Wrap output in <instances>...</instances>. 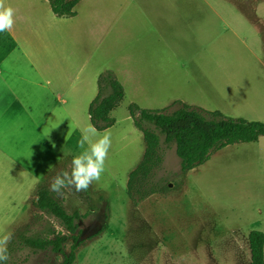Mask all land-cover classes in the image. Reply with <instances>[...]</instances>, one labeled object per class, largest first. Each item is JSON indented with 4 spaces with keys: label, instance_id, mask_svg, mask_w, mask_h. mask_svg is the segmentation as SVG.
<instances>
[{
    "label": "rangeland",
    "instance_id": "374dc122",
    "mask_svg": "<svg viewBox=\"0 0 264 264\" xmlns=\"http://www.w3.org/2000/svg\"><path fill=\"white\" fill-rule=\"evenodd\" d=\"M148 1L86 0L75 9L80 18L73 21L54 16L48 0H3L4 7L14 9V24L21 27L14 26L30 30L17 40L36 66L38 77L50 81L54 93H62L66 101L64 111H56L53 125L48 127L53 148H45L32 138L31 166L38 173L43 167L49 172L53 169L43 183L48 189L57 174L70 172L73 156L81 152L77 146L81 129L91 124L88 108L97 94V79L111 70L126 95L112 113L116 124L107 130L112 144L105 171L86 191L68 187L62 189L63 195L53 192L68 212L86 215L75 264H249V234L264 228V137L257 143L234 144L214 152L207 163L187 173L181 170L175 149L168 150L157 175L164 193L135 203L127 194V181L143 157L145 143L129 106L135 103L142 109L172 112L188 101L186 104L243 119L258 109L262 115L256 116L263 120H246L264 122V0L214 4L231 27L229 32L215 30L213 47L207 54L183 49L197 39L192 33L162 28L161 37L149 25L151 21L144 19L149 10L159 7L156 0ZM191 7L210 11L206 2ZM111 18L117 19L118 26L110 31ZM99 23L106 29L95 41L80 26L96 28ZM4 34L0 32V45H12ZM163 46L174 47L181 58L200 61L203 66L178 74L169 67L153 68L151 77L143 76L141 65L133 68L130 57L143 53L146 58ZM9 58L16 59V54ZM117 65L123 68H115ZM15 72L25 76L20 66ZM175 75L190 81L191 89L166 83ZM69 152L71 155H66ZM35 199L36 195L26 204L21 222L8 230L12 237L24 232L31 237L52 238L57 226L68 235L57 219L36 208ZM72 245L69 236L66 254ZM63 260L64 255L51 250L34 252L19 247L8 264H61Z\"/></svg>",
    "mask_w": 264,
    "mask_h": 264
},
{
    "label": "crops",
    "instance_id": "0c3cea01",
    "mask_svg": "<svg viewBox=\"0 0 264 264\" xmlns=\"http://www.w3.org/2000/svg\"><path fill=\"white\" fill-rule=\"evenodd\" d=\"M83 1L86 0H81L76 8H81L79 5ZM150 1L153 0L148 2ZM156 1L159 7L154 11L148 9L149 12L145 14L144 19L151 21L149 25L156 28L160 36L162 35L160 30L162 28L170 31L183 30L189 35L190 33L194 34L197 39L194 43L184 46L183 49L185 50H195L198 53L207 54V50L213 47L215 30L222 28L229 32L231 27L230 22L226 21L223 15L213 6L216 3H224L228 0ZM211 1H213V4ZM204 2L207 3L209 12H199L191 7L192 4ZM209 2L211 4H208ZM79 18L80 15L76 12V15L72 18L60 19L74 21ZM81 20H79V24L82 23ZM154 21H158L157 24ZM14 25L21 27L19 23ZM14 25L10 31H5L3 37L9 40L12 45H0V233H6L10 228L16 227L21 222L22 212L26 208V204L35 195L34 202L37 201L38 190L43 188V183L53 171L52 169L49 172L43 167L38 173L37 168L31 166V143L33 138L35 143L39 140L45 148H53L52 132L48 134V127L53 125L55 112L64 111V104L66 103L62 93H54L50 81L43 82V79L40 80L36 66L33 65L27 53L18 44L17 36L26 37L30 30H19ZM80 26L87 30L91 39L94 37L93 41L100 38L101 31L106 29L105 24L102 23L96 24V28H91L87 24ZM115 26H118L117 19L111 18L110 31ZM255 28H257L256 25ZM63 37H65L64 33ZM12 54H16V59L9 58ZM129 61L133 64V68L141 65L140 68L144 72L143 76L148 75L150 77L155 72L152 70L153 68L162 70L169 67L176 70V74H178L183 69L203 66L200 61L181 58L179 51H176L174 47L169 48L166 46H163L161 51L146 58L143 53L140 56L133 55ZM16 66H20L24 70L25 76L23 72H15ZM119 67L123 68L122 65H117L115 68ZM116 73H119V70ZM124 74L129 76L126 71ZM260 80L262 81V78ZM157 82L159 83V81ZM166 83H179L189 89H191L192 84L190 81L180 80L177 75L170 77V80H166ZM185 102L188 103V101ZM190 104L211 110L207 109L206 106ZM228 104H231L229 106L232 107L233 101L230 100ZM256 115H262V113L258 109H252V116L246 117L251 120H263L261 116ZM241 117L245 116L241 115ZM64 157V153L60 155L61 160ZM15 238L16 236H13L11 241Z\"/></svg>",
    "mask_w": 264,
    "mask_h": 264
},
{
    "label": "trees",
    "instance_id": "16d2710c",
    "mask_svg": "<svg viewBox=\"0 0 264 264\" xmlns=\"http://www.w3.org/2000/svg\"><path fill=\"white\" fill-rule=\"evenodd\" d=\"M80 1L48 0L51 11L58 18L74 17ZM125 95L124 86L113 71L106 70L99 75L97 94L89 105L88 115L91 125L100 133L116 124L112 113L121 105ZM129 112L145 143L141 161L128 175L127 194L135 203L164 193L165 188L157 175L162 170L168 150L175 149L181 170L187 173L207 163L214 152L234 144L257 143L264 137V122L229 118L220 111L186 103H180V107L172 112L142 109L133 103ZM37 198L36 208L57 219L68 235L54 230L52 238H40L21 232L8 245L9 257L19 247L34 252L51 250L64 255L61 264H75L81 244L80 227L86 215L79 211L68 212L48 188H40ZM69 236L73 238V245L70 253L66 254L65 244ZM248 240L251 251L249 264H264V232L254 230ZM8 261L0 264H8Z\"/></svg>",
    "mask_w": 264,
    "mask_h": 264
},
{
    "label": "clouds",
    "instance_id": "9594fccd",
    "mask_svg": "<svg viewBox=\"0 0 264 264\" xmlns=\"http://www.w3.org/2000/svg\"><path fill=\"white\" fill-rule=\"evenodd\" d=\"M13 25L14 9L4 7L3 0H0V32L10 31ZM111 144L109 131L100 133L91 124L82 128L81 138L77 142L81 152L73 156L70 172L63 171L52 179L50 191L57 195H63L62 189L74 187L76 192H81L86 191L94 181L98 182L105 171V162ZM66 155H71V152L66 153ZM57 230L63 231L59 226H57ZM256 231H264V228H258ZM11 239L12 233H0V262H6L10 258L8 244Z\"/></svg>",
    "mask_w": 264,
    "mask_h": 264
}]
</instances>
